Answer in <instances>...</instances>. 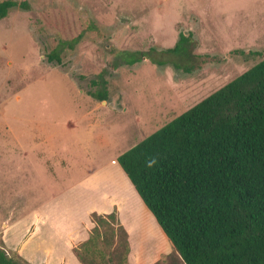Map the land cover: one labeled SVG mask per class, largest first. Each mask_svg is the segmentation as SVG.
I'll use <instances>...</instances> for the list:
<instances>
[{
	"label": "rangeland",
	"instance_id": "rangeland-1",
	"mask_svg": "<svg viewBox=\"0 0 264 264\" xmlns=\"http://www.w3.org/2000/svg\"><path fill=\"white\" fill-rule=\"evenodd\" d=\"M26 1L0 19V231L264 56V0ZM180 34L187 40L165 51ZM58 47L55 65L47 55ZM97 91L117 110L101 107L69 129ZM19 145L27 156L48 151L47 167L33 172ZM99 231L96 248H75L80 264L123 263L116 222ZM173 253L171 244L151 264H171Z\"/></svg>",
	"mask_w": 264,
	"mask_h": 264
},
{
	"label": "trees",
	"instance_id": "trees-1",
	"mask_svg": "<svg viewBox=\"0 0 264 264\" xmlns=\"http://www.w3.org/2000/svg\"><path fill=\"white\" fill-rule=\"evenodd\" d=\"M17 5L29 8L26 0H0V19ZM61 48L47 55L55 65ZM117 161L172 243L171 264H264V56ZM91 219L85 247H97L108 219L127 237L115 211ZM124 248L121 264H131L127 238ZM0 264L31 263L0 238Z\"/></svg>",
	"mask_w": 264,
	"mask_h": 264
},
{
	"label": "crops",
	"instance_id": "crops-1",
	"mask_svg": "<svg viewBox=\"0 0 264 264\" xmlns=\"http://www.w3.org/2000/svg\"><path fill=\"white\" fill-rule=\"evenodd\" d=\"M88 94L92 96L90 92ZM104 97V100L94 97L97 102L92 108L74 119L75 122L67 121L69 129L77 131L79 126L76 123H80L92 111L96 112L101 107L117 110L114 102L105 95ZM119 109L125 114L126 109ZM87 121L88 126L94 124L91 119ZM119 127L118 122L114 124V129ZM32 130L33 134L35 131L33 128ZM46 141L41 140L42 144ZM19 146L22 161L29 163L33 172H40L37 169L47 167L50 160L48 151L40 153L39 157L27 156L22 146ZM36 146L37 143L31 150ZM124 151L109 158L97 157L94 161L97 163L78 176V179L4 227L0 231L4 246L31 264H80L74 247L89 237L94 226L90 214H108L115 211L127 234L129 263L151 264L162 254H167L172 243H167L165 247L164 231L117 161V157ZM54 156L53 161L64 157L60 153ZM63 163L64 160L56 165L61 168ZM18 168H22L21 165Z\"/></svg>",
	"mask_w": 264,
	"mask_h": 264
}]
</instances>
